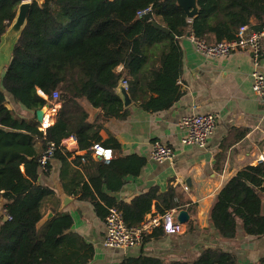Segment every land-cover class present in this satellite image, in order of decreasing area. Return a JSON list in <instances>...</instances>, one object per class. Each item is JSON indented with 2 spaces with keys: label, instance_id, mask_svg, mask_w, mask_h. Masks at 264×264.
<instances>
[{
  "label": "trees",
  "instance_id": "obj_1",
  "mask_svg": "<svg viewBox=\"0 0 264 264\" xmlns=\"http://www.w3.org/2000/svg\"><path fill=\"white\" fill-rule=\"evenodd\" d=\"M22 1L0 0V41ZM28 1L26 24L13 47L0 87V264H89L93 247L71 231L72 217L57 210V199L50 208L52 217L37 226L46 213L45 202L55 199L51 189L37 182L38 161L47 144L56 147L53 158L61 162L59 181L64 193L90 203L102 221L111 207L121 213L128 227L138 226L152 207L158 215L171 209L185 210L172 187L162 193L152 187L128 204L110 197L108 193L118 192L127 178L140 175L146 159L122 156L117 140L111 135L103 140L99 133L108 120H124L128 115L116 93L119 81L126 83L130 100L144 112L170 109L184 95L179 84V39L193 36L211 42L230 41L242 26L258 30L264 25V0H197L198 14L191 21L175 0ZM149 6L151 13L136 17L138 11ZM250 20L256 22L255 26ZM153 23L169 34L156 29ZM4 92L33 114L51 102L52 93L57 92L54 103L60 108L54 123L42 132L34 115L23 118L5 107ZM81 99L101 111L100 120L88 122ZM68 138L75 141L78 151L86 152L72 163L67 161L71 153L60 146ZM95 145L110 149L111 160L94 157L91 148ZM81 161H91L95 171L87 182L70 165L78 166ZM263 207L261 162L244 167L225 183L210 210V223L221 239H233L238 222L246 235L261 237ZM186 225L191 224L188 221ZM163 234L161 228H156L142 244L158 240ZM120 264L162 261L138 256L125 258ZM168 264L236 261L220 248H205L192 261Z\"/></svg>",
  "mask_w": 264,
  "mask_h": 264
},
{
  "label": "crops",
  "instance_id": "obj_2",
  "mask_svg": "<svg viewBox=\"0 0 264 264\" xmlns=\"http://www.w3.org/2000/svg\"><path fill=\"white\" fill-rule=\"evenodd\" d=\"M255 24L254 20H250V25ZM3 36L4 33L0 41V87L18 39V36H14L9 49L3 50ZM179 46L182 52L179 84L184 95L170 109L158 113H146L131 101L126 107L127 117L124 120H108L99 135L103 140L108 135L114 137L120 144L122 156L137 155L146 159V165L138 177L127 178L118 192L108 195L117 202L128 204L152 187L158 188L161 193L169 187L174 188L180 201L185 204L191 224L190 227L184 224L183 234H163L158 240H151L129 250L106 249L103 244L104 221L95 216L90 203L77 201L75 197L64 193L59 181L61 162L53 158L47 171L38 172V184L51 189L55 194L52 203L45 202L43 211H51L56 199L59 201L57 210L68 212L72 217L71 231L82 236L93 247L94 255L89 264H120L125 258L138 256L151 257L162 261V264L192 261L205 248H220L233 255L236 264H264V235L248 236L238 222L235 237L221 239L209 217L216 196L225 183L244 167L264 162V107L251 91V73L254 70L251 56L248 52H237L226 57L208 58L194 49L190 36L180 38ZM257 70L264 76V55ZM39 94L44 96L41 92ZM4 96L7 109L13 110L20 117L33 118V112L16 103L6 92ZM79 103L83 110L88 105L85 99ZM57 105L56 111L52 112L51 105L46 113L45 128L54 123L55 114L60 108V104ZM100 113L99 110L94 121L100 120ZM191 114H211L216 118L215 131L208 138L204 149L185 147L180 142L184 133L179 128V122L182 117ZM89 118L88 114V122ZM66 140L65 150L71 153L67 159L69 163L86 154L77 150L74 140ZM155 141L174 149L171 162L156 164L148 159ZM72 149L75 151L72 152ZM91 164V161H81L78 166L70 165L76 169L72 171H76L78 177L87 182V177L95 174ZM20 168L23 172V165ZM62 195L72 199L63 209L60 207ZM262 212L264 215V207ZM152 214L153 207L149 215Z\"/></svg>",
  "mask_w": 264,
  "mask_h": 264
},
{
  "label": "built area",
  "instance_id": "obj_3",
  "mask_svg": "<svg viewBox=\"0 0 264 264\" xmlns=\"http://www.w3.org/2000/svg\"><path fill=\"white\" fill-rule=\"evenodd\" d=\"M152 12L151 6L140 10L136 13L137 18H141ZM191 43L194 49L201 55L208 58H221L232 55L237 52H248L251 56L254 70L251 73V91L256 95L258 101L264 107V76L257 70L259 61L264 55V25L258 30H251L246 25L238 29L234 39L222 40L220 42H211L204 38H195L190 36ZM123 87L126 89V83L122 81ZM48 100L46 96H43ZM58 99V93L53 92L51 102ZM58 105H53L52 112L56 111ZM43 118L41 124L42 132L46 129ZM179 128L184 133L181 138V144L185 147H195L204 149L208 138L213 134L216 128V118L214 115H198L191 114L182 117L179 122ZM72 139V138H70ZM73 140V139H72ZM67 140L61 142V148H66ZM70 141V140H69ZM56 147L54 144H47L39 158V171L45 172L46 167L53 159V154ZM92 155L101 161L107 162L112 158V151L104 149L98 145L91 148ZM174 158V149L161 142H153L151 150L148 154V159L156 164L171 162ZM179 210L171 209L163 215L152 214L144 218V220L135 227H128L121 216V213L115 208H108L104 219V239L103 244L109 249L129 250L142 245L144 238L150 235L156 228H161L165 235H181L184 233V225L177 220Z\"/></svg>",
  "mask_w": 264,
  "mask_h": 264
},
{
  "label": "water",
  "instance_id": "obj_4",
  "mask_svg": "<svg viewBox=\"0 0 264 264\" xmlns=\"http://www.w3.org/2000/svg\"><path fill=\"white\" fill-rule=\"evenodd\" d=\"M177 7H179L183 13L185 14L187 20L191 21L198 14L197 0H175ZM30 7V2L26 1L20 3L16 9V14L13 20L11 21L9 28L6 32H4V45L2 46L3 50H8L10 47L11 40L14 36H20L25 24L26 17ZM154 27L165 34H169L168 30L165 28L158 26L156 23H153ZM171 38H175L173 35H170ZM117 95L120 97L123 107L126 108L131 104V100L128 96L126 89L122 85V81H119L117 86ZM87 102V101H86ZM88 103V102H87ZM49 110L48 103H46L41 109L35 111L34 117L36 123L39 125L43 124V118ZM85 112L90 115L89 122H93L96 116L99 113V109L93 108L91 105H86L84 108ZM72 152L75 149L71 150ZM150 184L149 186H151ZM61 199V208H65L68 204L72 202V199L68 198L65 195L60 197ZM52 217V212L48 211L43 218L37 224L38 227L42 226L45 222H47ZM177 220L181 224H186L189 220L188 213L185 210H180L178 212Z\"/></svg>",
  "mask_w": 264,
  "mask_h": 264
},
{
  "label": "rangeland",
  "instance_id": "obj_5",
  "mask_svg": "<svg viewBox=\"0 0 264 264\" xmlns=\"http://www.w3.org/2000/svg\"><path fill=\"white\" fill-rule=\"evenodd\" d=\"M46 101H47V100H46ZM47 103H48L49 108H50V104H51V105H57V104H55L54 102L51 103V102L47 101ZM47 113H48V112H47ZM106 249H107V248H106Z\"/></svg>",
  "mask_w": 264,
  "mask_h": 264
}]
</instances>
